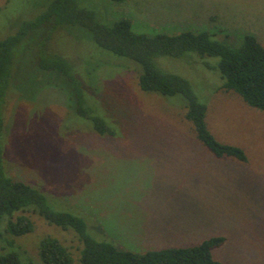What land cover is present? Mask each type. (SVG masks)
I'll use <instances>...</instances> for the list:
<instances>
[{"label":"rangeland","instance_id":"rangeland-1","mask_svg":"<svg viewBox=\"0 0 264 264\" xmlns=\"http://www.w3.org/2000/svg\"><path fill=\"white\" fill-rule=\"evenodd\" d=\"M51 1L0 0V37L15 33ZM77 2L104 23L129 17L133 30L150 35L207 30L237 46L252 33L264 45V0ZM17 49L5 111V162L13 177L46 193L54 208L83 216L95 238L121 249L145 252L225 235L213 251L222 264H264V110L219 88V68L207 65L219 56L189 51L158 55L155 63L191 82L208 106L209 129L221 142L242 147L246 161L216 156L186 118L182 94L142 90L139 64L99 47L86 28L48 24L31 31ZM44 51L64 55L78 68L88 103L112 120L115 135L95 131L74 110L70 82L39 67ZM32 218L35 229L12 236L0 254L15 250L24 260L45 264L40 242L51 235L80 264L74 229L49 224L39 214Z\"/></svg>","mask_w":264,"mask_h":264},{"label":"trees","instance_id":"trees-1","mask_svg":"<svg viewBox=\"0 0 264 264\" xmlns=\"http://www.w3.org/2000/svg\"><path fill=\"white\" fill-rule=\"evenodd\" d=\"M48 24L52 28L58 25L86 28L99 47L137 62L138 83L142 90L164 95L182 94L187 99L186 118L193 122L198 138L218 157L232 156L248 160L242 147L221 142L209 129L206 120L208 106L200 100L191 82L180 74L163 70L155 63V57H180L189 51H196L202 57L219 56L217 64L207 62L208 68L218 67L220 70L223 82L219 88L233 90L250 106L264 110V45L254 34L246 33L242 43L237 46L214 39L207 30L150 35L133 30L129 17L107 24L97 17L95 11L79 5L77 0H52L37 17L24 20L15 33L0 37L1 251L13 243L12 236L32 232L36 226L32 214H39L49 224L76 231L82 245L78 258L80 264H222L214 257L213 251L226 242L225 235L209 237L196 245L166 246L145 252L121 249L113 242L95 238L88 231L83 216L54 208L46 193L10 174L4 153L5 111L16 73L17 48L31 31ZM38 64L42 70L59 72L70 82L75 98L74 110L89 119L95 131L115 135L116 129L108 123H112V120L108 118L107 121L99 114L97 105L88 103L78 68H74L64 55L44 51L39 55ZM39 254L45 264H73L75 261L70 248L51 235L41 240ZM0 264H33V261L24 260L17 251L10 250L0 254Z\"/></svg>","mask_w":264,"mask_h":264},{"label":"crops","instance_id":"crops-1","mask_svg":"<svg viewBox=\"0 0 264 264\" xmlns=\"http://www.w3.org/2000/svg\"><path fill=\"white\" fill-rule=\"evenodd\" d=\"M169 246H180V245H169ZM162 247H166V246H162Z\"/></svg>","mask_w":264,"mask_h":264}]
</instances>
